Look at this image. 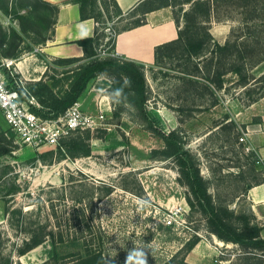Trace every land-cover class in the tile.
Returning <instances> with one entry per match:
<instances>
[{"label": "rangeland", "instance_id": "1", "mask_svg": "<svg viewBox=\"0 0 264 264\" xmlns=\"http://www.w3.org/2000/svg\"><path fill=\"white\" fill-rule=\"evenodd\" d=\"M208 2L214 4L212 16L217 18L204 25L213 40L201 53L206 59L197 63L195 79L200 83L193 88L186 82L185 73L195 70L185 50H165L155 67H145V74L149 71L146 111L163 132L181 133L186 149L198 160L214 203L236 215L246 214L264 236V204L255 208L249 197L251 188L264 178V168L252 166L254 158L251 161L249 156L255 154H248L247 143L237 140L247 126H253L256 135H262L264 128L262 118L248 120L242 115L252 105L264 107V78L260 79L264 62L254 66L264 52V6L241 9L228 2L202 1ZM191 6L172 8L173 16L175 10L182 19ZM52 18V11L36 0H0V56L14 54L12 59L22 62L19 76L24 73L30 86L50 84V78L59 76L62 82L55 92L61 94L70 85L62 74L70 68L55 65L54 60L42 62L40 52ZM107 28L116 29L115 25ZM228 40L241 51L257 48L243 61L235 55L227 62L229 69L244 62L247 83L239 84L238 76L230 73L223 77L224 84L208 89L207 76L215 78L220 69L215 61L210 65L209 54L215 43L226 45ZM107 44L108 38H102L92 46L95 58H118ZM116 78L105 71L84 94L88 99L83 109L92 105L88 112H95L104 97L113 105L101 129L105 137L100 129L92 131L90 156L52 148L36 151L12 142L13 152L0 158V264H43L53 254V239L65 244L57 247V263L51 264H79L95 253H101L108 264H168L188 242L204 243L198 248L202 262L197 264H227L221 261L224 256L234 258L237 247L212 235L204 216L190 213L188 190L175 161L164 157V141L138 121L135 108L123 101V91L111 92ZM35 79L39 81L32 82ZM7 131L0 117V145H5L1 135L7 138ZM37 234L49 235L48 241L19 256L24 241ZM182 263L181 256L174 262Z\"/></svg>", "mask_w": 264, "mask_h": 264}, {"label": "trees", "instance_id": "2", "mask_svg": "<svg viewBox=\"0 0 264 264\" xmlns=\"http://www.w3.org/2000/svg\"><path fill=\"white\" fill-rule=\"evenodd\" d=\"M82 4V18L86 19L89 13L87 7L93 5L95 0H78ZM158 0H149L148 12L156 11L166 7L176 8L179 5L191 4V10L185 12L182 19L175 13L174 10V20L179 29V37L176 41L158 47L156 49V62L159 61L161 53L173 49H183L186 51L187 56L190 61L193 60V67L196 71H189L185 76L188 78L186 82L189 86L195 88L200 83L195 78L198 71V62L205 60L206 57L202 55L204 47L210 43L213 39L210 34H208L207 29L204 25L210 24L212 19L217 18L212 16L213 5L210 2L203 4V0H167L163 5H154ZM36 2L43 8L50 9L53 15L52 27L54 24V17L58 14L59 8L43 2L42 0H36ZM228 2L230 6L236 8H249L251 6H264V0H214V3ZM104 9L107 14H109L110 7L116 12H120L115 0H106L103 2ZM31 8H35L32 7ZM120 14V13H119ZM145 23L144 19H139L135 21L132 25L133 27H139ZM250 24L246 23V27ZM52 27L50 31L52 30ZM49 31V33H50ZM118 31L115 30L113 35L106 36L104 33L98 35L96 38H90L82 40L79 44L85 50L84 58H70V59H56L54 60L55 65L68 66L66 72H64L63 78L70 81L68 90L58 94L55 89L59 87L62 82V78L55 76L50 78L51 83L38 82L34 86L27 85L30 92L37 98L41 108H34L33 111L36 112L43 118H57L63 115L72 105L82 101L85 92L88 89L89 84L95 80L101 73L109 71L113 77H117L116 80L110 86L111 92L113 89L122 90V98L124 102L132 105L137 111V119L142 124L148 127L152 133L159 136L165 143V148L162 153L164 157L168 159H173L176 163L179 175L181 177L182 183L186 186L189 196L187 197V202L190 206V213H198L204 216L207 220L209 232L216 236L221 242L228 244H234L237 249L235 251L234 258L230 256H224L221 261L228 262L227 264H264V236L262 235V228L258 226L255 222L250 221V218L246 214L236 215L233 210L221 204L214 203L211 195L209 194L208 184L205 178L201 175L200 165L198 160L192 156V154L186 149V143L180 132L172 131L170 133L163 132L157 128L153 120L148 116L146 111V104L149 101V86L145 74V66L138 64L133 61H125L119 58H105L97 59L95 54L91 52L92 46L95 47L96 42L102 38H108V46H114L116 35ZM49 37V35H48ZM45 41L41 44H44ZM235 44V45H233ZM257 48H252L249 52L241 51L237 48V44L228 40L226 45H220L215 43V48L210 52V65H213L215 61L220 69L216 74L215 78L207 76L206 87L210 89L213 84H224V78L230 73H235L238 76V83H247L248 77L244 74L245 64L238 63L235 65L234 69L228 68V61L232 60L235 55H239L240 59L243 61L246 59V54L253 55ZM6 58H13L14 54L3 55ZM221 56V58H220ZM87 60V61H85ZM264 62V52L262 58L254 64L257 66ZM264 78V74L260 77ZM0 117H2L0 112ZM230 123H233L231 121ZM101 130V129H100ZM102 131V130H101ZM102 136L105 137L106 131H102ZM78 133V132H77ZM7 134H10L9 130ZM11 135V134H10ZM2 142L7 143L8 146L0 145V158L9 155L13 152L12 138L5 136V133L1 135ZM102 137V138H104ZM240 135L237 134V140ZM93 135L91 131L83 132V136H71L62 141L64 147V153L67 151L72 152H82L86 156L91 155V148L89 147V141L93 140ZM11 141V142H10ZM61 151V150H58ZM62 152V151H61ZM255 155H250L249 159H252ZM254 168L256 167L255 162H251ZM264 184V178L259 179L256 186ZM11 195V194H7ZM8 213L7 209L5 210ZM44 235V234H42ZM49 235L33 236L31 239L24 241L22 247L17 250L19 256H25L35 248L45 244L48 240L45 237ZM199 242L190 243L188 242L173 258L168 264H174L178 257H182V264L187 263V257L191 251L197 246ZM64 245L65 241L53 239L51 242L54 248L53 254L50 259L43 264H51L56 262L57 247ZM227 252V250H226ZM79 264H108L107 260L101 255V253L88 254Z\"/></svg>", "mask_w": 264, "mask_h": 264}, {"label": "crops", "instance_id": "3", "mask_svg": "<svg viewBox=\"0 0 264 264\" xmlns=\"http://www.w3.org/2000/svg\"><path fill=\"white\" fill-rule=\"evenodd\" d=\"M42 1L59 8L49 37L41 45L42 62L60 58H84L85 50L79 42L96 38L102 33L108 36L107 26L115 25L118 34L115 38L113 52L119 59L136 62L150 70L156 65V49L176 41L179 37V29L174 20L172 7L148 12L149 0H115L120 14L110 7L109 17L106 16L107 13L103 8V2L106 0H95L93 5L87 7L89 13L86 19L82 18V4L78 0ZM139 19H144L145 23L139 27H133L132 24ZM101 24H104L106 28H101ZM87 99V96L83 97L81 101L83 105ZM261 105L258 103L248 107L242 115L248 120L262 118L264 121V107ZM91 107L92 105L89 104L85 110ZM251 127L253 126H247L250 132L248 141L254 147L264 146L263 136L256 135L257 130ZM249 197L255 204V208L264 204V184L251 188ZM202 245L204 243L200 242V245L191 251L187 257V263L202 262V258L197 255L198 248Z\"/></svg>", "mask_w": 264, "mask_h": 264}, {"label": "built area", "instance_id": "4", "mask_svg": "<svg viewBox=\"0 0 264 264\" xmlns=\"http://www.w3.org/2000/svg\"><path fill=\"white\" fill-rule=\"evenodd\" d=\"M107 32L109 35L114 34L109 28ZM20 73L16 60L0 56V112L11 134L7 136L12 138L15 145L36 151L52 148L65 152L63 140L77 132H92L106 127L107 114L113 111V105L106 102V97L97 102L95 112L85 111L83 103L79 101L57 118L41 117L33 111L34 108L40 109L41 105L27 87L30 79L24 73L20 77ZM261 129L260 135L264 138V128ZM249 133L248 130L242 131L239 144H248ZM247 144L246 152L254 153V162L264 168V146ZM168 224H173L171 217L168 218Z\"/></svg>", "mask_w": 264, "mask_h": 264}, {"label": "bare ground", "instance_id": "5", "mask_svg": "<svg viewBox=\"0 0 264 264\" xmlns=\"http://www.w3.org/2000/svg\"><path fill=\"white\" fill-rule=\"evenodd\" d=\"M20 64H22V62H20V63H19V62H17V65H18L19 67H20Z\"/></svg>", "mask_w": 264, "mask_h": 264}]
</instances>
